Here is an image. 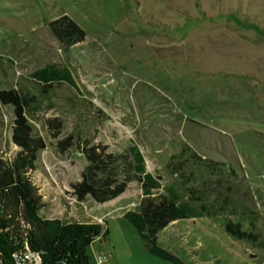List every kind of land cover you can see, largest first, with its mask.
Instances as JSON below:
<instances>
[{
    "label": "rangeland",
    "instance_id": "obj_1",
    "mask_svg": "<svg viewBox=\"0 0 264 264\" xmlns=\"http://www.w3.org/2000/svg\"><path fill=\"white\" fill-rule=\"evenodd\" d=\"M63 14L87 31L85 41L67 48L55 37L49 22ZM50 63L68 66L78 89L63 83L43 95L31 73ZM0 82L37 96L28 119L47 143L33 172L41 216L109 228L88 248L91 264L173 263L150 253L123 217L139 208L140 181L104 203L73 196L86 140L114 153L137 145L162 186H180L177 165L197 153L203 161L189 158L185 173L220 214L172 223L159 245L186 264H264V0H0ZM11 122L0 103L7 158L18 150ZM229 219L257 241L231 236Z\"/></svg>",
    "mask_w": 264,
    "mask_h": 264
},
{
    "label": "trees",
    "instance_id": "obj_2",
    "mask_svg": "<svg viewBox=\"0 0 264 264\" xmlns=\"http://www.w3.org/2000/svg\"><path fill=\"white\" fill-rule=\"evenodd\" d=\"M49 27L67 48L86 40L87 31L68 14L50 20ZM31 77L40 84L43 95L63 83L78 89L68 66L50 63L33 71ZM0 103L12 111L11 140L18 147L9 158L0 150V261L12 264L14 254L28 248L38 252L44 264H91L88 248L96 239L109 236L108 227L100 222L46 218L40 214L46 202L33 179V172L38 153L47 143L42 136L33 133L28 119L37 96L17 88H3L0 82ZM47 122L51 129H60L56 118L47 119ZM72 139L69 136L60 141L61 149L73 145ZM80 149L87 165L81 180L71 185L73 196L78 201L92 196L104 203L123 194L131 181H140L143 197L139 208L125 211L123 217L134 226L150 253L173 264H186L159 245L158 233L175 221L220 214L204 201L200 189L194 187V178L185 173L189 158L203 161L202 157L190 154L177 165L175 170L182 179L180 186H162L159 178L147 171L145 156L137 145L129 146L123 153H114L108 151L106 145L90 144L86 140ZM219 208L221 213L228 210L225 204ZM225 228L239 239L257 241L260 236L232 219L227 221Z\"/></svg>",
    "mask_w": 264,
    "mask_h": 264
},
{
    "label": "built area",
    "instance_id": "obj_3",
    "mask_svg": "<svg viewBox=\"0 0 264 264\" xmlns=\"http://www.w3.org/2000/svg\"><path fill=\"white\" fill-rule=\"evenodd\" d=\"M104 259L100 256L99 262ZM0 264H4L0 261ZM12 264H44L41 255L38 252L32 251L28 248L18 251L14 254Z\"/></svg>",
    "mask_w": 264,
    "mask_h": 264
},
{
    "label": "crops",
    "instance_id": "obj_4",
    "mask_svg": "<svg viewBox=\"0 0 264 264\" xmlns=\"http://www.w3.org/2000/svg\"><path fill=\"white\" fill-rule=\"evenodd\" d=\"M123 214H124V213H123ZM96 222H100V223H102V224L104 225L103 220H100V219H99V220H97ZM177 222H179V221H175V222H173V223H177ZM171 224H172V223H171ZM171 224H170V225H171ZM170 225H169V226H170ZM169 226H168V227H169ZM168 227H167V228H168ZM96 240H98V239H96ZM96 240H95V241H96ZM95 241H94V242H95ZM94 242H93V243H94ZM93 243H92V244H93Z\"/></svg>",
    "mask_w": 264,
    "mask_h": 264
}]
</instances>
